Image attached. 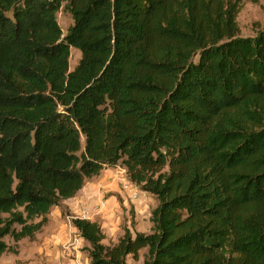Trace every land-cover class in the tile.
Wrapping results in <instances>:
<instances>
[{
  "label": "trees",
  "instance_id": "16d2710c",
  "mask_svg": "<svg viewBox=\"0 0 264 264\" xmlns=\"http://www.w3.org/2000/svg\"><path fill=\"white\" fill-rule=\"evenodd\" d=\"M243 1L0 0V255L120 165L157 200L150 230L106 245L72 217L90 264H264V30L239 34Z\"/></svg>",
  "mask_w": 264,
  "mask_h": 264
},
{
  "label": "rangeland",
  "instance_id": "374dc122",
  "mask_svg": "<svg viewBox=\"0 0 264 264\" xmlns=\"http://www.w3.org/2000/svg\"><path fill=\"white\" fill-rule=\"evenodd\" d=\"M236 17L239 34L242 36H253L259 31V29L264 30V0H260L257 4L250 1H243ZM57 21L62 32L65 33L68 26L72 23V18L68 13L59 11L57 13ZM79 58V51L72 47L70 49V69L77 64ZM121 168L120 165L114 167L106 166L102 168L97 175L87 179L85 183L98 177H103L104 175L108 176L110 172H116V175H119ZM107 179H110V177H107ZM114 192L116 193V198H111L109 203H106L105 200H107L108 196L105 194L101 204L107 214L103 220L107 221L108 224L105 225V228L101 227L104 235L102 243L106 245L115 243L118 238L123 235L125 229H128L132 235L136 232H149V230L144 229V226H149L147 219L149 218L148 213L150 216V211L157 204L155 197L147 192L148 195H146V198L148 203L143 201L145 192L138 189L137 199L142 201L145 210H142L143 212L140 210V213L136 215L137 210L133 207L130 201L125 203L122 198H119V194L116 191ZM61 203L59 206H61L62 216L65 217L66 208L62 206ZM51 230L52 227H49L48 223H46L35 233L33 238L26 237L18 241H13L10 237L6 236L4 240L8 245V248L0 255V264H51V261H53L52 257L56 259L55 264L61 263L62 261L60 260L62 259L60 257L62 256L59 251L64 248L62 244H54V248L53 246H50L49 249H46L48 241L45 239L49 237L48 235L51 233L49 231ZM144 230L145 232H143ZM69 245H72L71 247L75 249V254L74 256L72 255L73 264H90L86 251L83 249V247L87 245V242L79 238L77 232L75 234L72 233L70 236V244H66V246ZM145 252L146 250L142 249L136 259L131 255H128L126 257V264H142Z\"/></svg>",
  "mask_w": 264,
  "mask_h": 264
},
{
  "label": "crops",
  "instance_id": "0c3cea01",
  "mask_svg": "<svg viewBox=\"0 0 264 264\" xmlns=\"http://www.w3.org/2000/svg\"><path fill=\"white\" fill-rule=\"evenodd\" d=\"M107 177H110V179H107ZM126 180L127 178L125 175V170L124 168H121L119 175H116V172H110L108 176L104 175L103 177H98L89 182H86L73 197L62 201V206L66 208L65 217L62 216L61 206L57 205L51 208L47 216V223L49 227H52V230L49 231L51 232L48 235L49 237L45 239L46 241H48L46 249H49L50 246H53L54 248L56 244L63 245L64 248L59 251L60 255L62 256L60 257L62 260H59L62 262L58 264H73L72 255L74 256L75 249L71 247L72 245L66 246V244H70V236L72 235V233L75 234L77 232L78 234L77 229L71 224L70 219L72 217H79L88 219L90 221H96L101 225L102 228H105V225L108 224L107 221L103 220V218H105L107 214L104 211L103 205H101L103 196L105 194H107L108 196L107 200H105L106 203H109L111 198H116V193L114 192L116 191L120 196L119 198H122L125 203H128V201H130L133 207L137 210L136 215L140 213V210L141 212L145 210L142 201H140L139 199L131 200L129 198L128 190H125L123 187ZM146 195L148 194L145 192L143 201L148 203ZM147 219L149 222V226H144V229L150 230L149 227L151 226V224L149 218ZM145 230L143 232H145ZM79 238L81 237L79 236ZM52 260L54 261V263L53 261H51V264H55L56 259L52 257Z\"/></svg>",
  "mask_w": 264,
  "mask_h": 264
},
{
  "label": "built area",
  "instance_id": "2783aa9c",
  "mask_svg": "<svg viewBox=\"0 0 264 264\" xmlns=\"http://www.w3.org/2000/svg\"><path fill=\"white\" fill-rule=\"evenodd\" d=\"M123 187H124L125 190H128L129 198L131 200H135V199L138 198V196H137L138 187L135 184H133V183L129 182L128 180H126L124 185H123Z\"/></svg>",
  "mask_w": 264,
  "mask_h": 264
}]
</instances>
